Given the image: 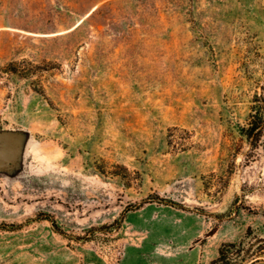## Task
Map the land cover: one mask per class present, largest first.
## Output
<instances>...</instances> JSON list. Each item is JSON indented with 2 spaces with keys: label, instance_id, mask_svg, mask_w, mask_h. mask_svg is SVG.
<instances>
[{
  "label": "rangeland",
  "instance_id": "374dc122",
  "mask_svg": "<svg viewBox=\"0 0 264 264\" xmlns=\"http://www.w3.org/2000/svg\"><path fill=\"white\" fill-rule=\"evenodd\" d=\"M260 93L264 0H0V264H210L264 237Z\"/></svg>",
  "mask_w": 264,
  "mask_h": 264
},
{
  "label": "trees",
  "instance_id": "16d2710c",
  "mask_svg": "<svg viewBox=\"0 0 264 264\" xmlns=\"http://www.w3.org/2000/svg\"><path fill=\"white\" fill-rule=\"evenodd\" d=\"M261 101L264 100V94L258 95ZM250 142L255 146L264 138V104L260 106L249 117L248 125L245 129ZM160 198V197H157ZM52 223L57 230L58 225L52 218ZM236 249V256L231 255V250ZM264 251V237L252 235V229L249 228L247 233L236 242H224L219 248V256L211 261L210 264L222 263L233 264L235 261L244 262L247 259L258 258ZM234 260V261H233ZM257 260V259H256ZM259 260V259H258Z\"/></svg>",
  "mask_w": 264,
  "mask_h": 264
}]
</instances>
